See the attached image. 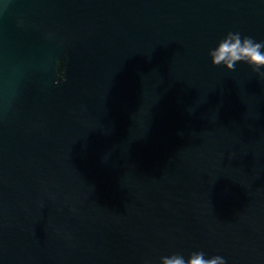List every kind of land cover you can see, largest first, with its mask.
Wrapping results in <instances>:
<instances>
[{
	"label": "water",
	"instance_id": "water-1",
	"mask_svg": "<svg viewBox=\"0 0 264 264\" xmlns=\"http://www.w3.org/2000/svg\"><path fill=\"white\" fill-rule=\"evenodd\" d=\"M264 0H0V264H264Z\"/></svg>",
	"mask_w": 264,
	"mask_h": 264
},
{
	"label": "clouds",
	"instance_id": "clouds-1",
	"mask_svg": "<svg viewBox=\"0 0 264 264\" xmlns=\"http://www.w3.org/2000/svg\"><path fill=\"white\" fill-rule=\"evenodd\" d=\"M207 55L212 65L233 70L237 62H244L264 76V39L228 31L214 47L208 49ZM159 264H227V259L220 254L206 255L203 250H195L187 257L178 252L161 255Z\"/></svg>",
	"mask_w": 264,
	"mask_h": 264
}]
</instances>
